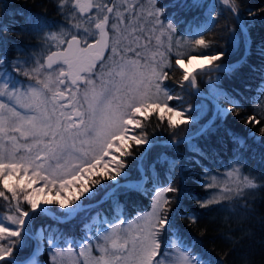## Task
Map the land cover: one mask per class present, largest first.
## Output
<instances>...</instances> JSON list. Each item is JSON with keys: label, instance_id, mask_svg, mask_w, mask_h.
<instances>
[{"label": "snow or ice", "instance_id": "6c2138e0", "mask_svg": "<svg viewBox=\"0 0 264 264\" xmlns=\"http://www.w3.org/2000/svg\"><path fill=\"white\" fill-rule=\"evenodd\" d=\"M243 3L56 0L62 24L21 22L0 0V35L15 21L38 40L11 56L0 42V264H215L177 218L248 211L264 190V176L245 174L264 147V39L249 63L256 13L245 19ZM245 71L255 92L230 83ZM246 97L254 109L242 116ZM224 144L229 160L214 171Z\"/></svg>", "mask_w": 264, "mask_h": 264}, {"label": "trees", "instance_id": "16d2710c", "mask_svg": "<svg viewBox=\"0 0 264 264\" xmlns=\"http://www.w3.org/2000/svg\"><path fill=\"white\" fill-rule=\"evenodd\" d=\"M161 4H169V0H159ZM13 6V8L20 13L17 20L22 22L24 14L39 15L45 17L49 22L65 23L63 17L56 11V0H5ZM264 8V0H244L242 5V14L245 19L248 18V9H251L256 16L252 18L250 23H254L252 28L253 38V54L249 58V63L259 64V58L256 54V44L264 39V14L260 13V9ZM171 11V9H169ZM8 17L14 15L13 10L8 11ZM4 23H7L5 18ZM12 31L0 35V42H3L9 49V54L14 55L17 47L27 48L29 52L37 51L29 46L37 44L35 33L31 31H21V24L15 21L9 25ZM212 33H208V38H212ZM224 46L227 43L226 38L220 41ZM231 53V47L228 48ZM239 53H234L227 57L230 60H235ZM179 73H177V76ZM173 84V81H168ZM233 86L236 84H243L246 89L256 91L258 83L255 77L245 71L241 77H237L234 81L230 82ZM205 85L201 83V90ZM179 91V89H177ZM186 99L196 105L200 101V97L191 94V90L186 94ZM264 100V97H261ZM246 107L241 115L246 116L251 114L254 105L250 100L245 98ZM260 117L258 116V119ZM155 121L152 118L150 123ZM229 123L241 134L246 131H255L259 136L258 127L245 126L241 120L232 121L230 118ZM264 123V121H262ZM156 136L161 140L167 138V133L162 131V128L156 129ZM255 149L254 154H249L246 157L247 169L245 174L251 171L256 177L264 176V147L259 144L253 145ZM177 151L181 154L185 152V147L181 145ZM230 157V145L224 144L222 148V155L215 162H210L213 170L219 169L223 171L224 165L227 164ZM258 184H264V180H257ZM202 191V190H200ZM193 207L195 205L193 204ZM130 208L137 210H147V202H138L135 205H130ZM188 208V205H184ZM248 211L244 209H236L235 211L228 212L220 210L219 206L212 210H201L197 213L198 219L196 223H189L187 218L178 217L177 222L182 226L183 232L196 244V246L209 258L215 261V264H241L242 260L246 259L250 264H264V190H257L255 195L251 198ZM125 216L136 214L131 212L130 209H125ZM41 221H36L39 225ZM50 222V221H49ZM71 232L79 236L75 223L71 225Z\"/></svg>", "mask_w": 264, "mask_h": 264}, {"label": "rangeland", "instance_id": "374dc122", "mask_svg": "<svg viewBox=\"0 0 264 264\" xmlns=\"http://www.w3.org/2000/svg\"><path fill=\"white\" fill-rule=\"evenodd\" d=\"M194 64H195V62H194ZM197 66H198V65H197ZM134 218H135V215L132 217V219H134ZM76 258L82 260V258L78 257V253H77V257H76Z\"/></svg>", "mask_w": 264, "mask_h": 264}]
</instances>
